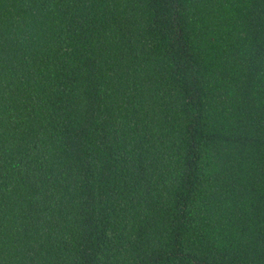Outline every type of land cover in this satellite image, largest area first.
<instances>
[{"label": "trees", "instance_id": "1", "mask_svg": "<svg viewBox=\"0 0 264 264\" xmlns=\"http://www.w3.org/2000/svg\"><path fill=\"white\" fill-rule=\"evenodd\" d=\"M0 264H264V0H0Z\"/></svg>", "mask_w": 264, "mask_h": 264}]
</instances>
